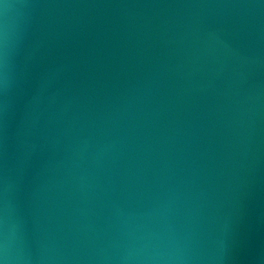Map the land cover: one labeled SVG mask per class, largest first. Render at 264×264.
Listing matches in <instances>:
<instances>
[{
  "label": "water",
  "instance_id": "water-1",
  "mask_svg": "<svg viewBox=\"0 0 264 264\" xmlns=\"http://www.w3.org/2000/svg\"><path fill=\"white\" fill-rule=\"evenodd\" d=\"M0 264H264V0H0Z\"/></svg>",
  "mask_w": 264,
  "mask_h": 264
}]
</instances>
